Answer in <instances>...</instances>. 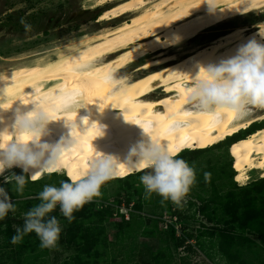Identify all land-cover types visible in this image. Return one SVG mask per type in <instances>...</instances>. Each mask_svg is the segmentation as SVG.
Wrapping results in <instances>:
<instances>
[{
  "label": "bare ground",
  "instance_id": "6f19581e",
  "mask_svg": "<svg viewBox=\"0 0 264 264\" xmlns=\"http://www.w3.org/2000/svg\"><path fill=\"white\" fill-rule=\"evenodd\" d=\"M208 2L95 0V5L105 6L98 21L119 20L114 26L35 53L41 56L32 62L0 70V89H4L0 106L6 109H0V130L11 128L16 109L31 108L19 100L30 101L34 93L47 97L48 106L58 109L52 112L57 118H90L87 131H77L76 144L65 152L62 161L65 170L76 173L88 169L97 149L126 162L130 147L143 138L139 125L179 155L187 148L215 145L264 122V109L253 107L243 117L232 112L217 117L196 110L187 101V88L201 65L234 55L251 39L264 44V19L228 28L206 44L193 42L207 29L264 11V0H212V6ZM47 51H52L51 57L43 55ZM145 56L149 59L136 68L137 74H121ZM101 125L106 126L105 135ZM50 127L52 135L46 138L50 143L69 133L62 121ZM230 147L236 181L249 178V171L255 169L264 175V125ZM120 170L126 173L123 177L140 172L127 165Z\"/></svg>",
  "mask_w": 264,
  "mask_h": 264
},
{
  "label": "rangeland",
  "instance_id": "374dc122",
  "mask_svg": "<svg viewBox=\"0 0 264 264\" xmlns=\"http://www.w3.org/2000/svg\"><path fill=\"white\" fill-rule=\"evenodd\" d=\"M23 1L0 0V70L32 62L41 56L35 53L63 46L73 38L119 21L99 22L105 6L95 5V0H33L43 5H19ZM22 18L31 26L29 29L21 24ZM263 19L264 11H254L207 29L193 42L206 44L228 28ZM51 53L43 55L51 57ZM23 56L29 57L15 59ZM148 59L149 56L136 59L121 74H137L136 68ZM186 151L179 157L196 170L197 182L182 206L162 201L158 195L146 199L139 180L142 172L125 179L115 178L102 187V195L92 201V209L85 205L74 213L71 222L58 212L62 233L58 247L51 250L40 247L35 233L25 235L18 244L11 243V238L16 228L23 227V213L40 202L38 194L43 187H58L67 176L54 173L29 180L20 194L0 176V187L16 205V212L8 214L14 219L0 226V264H231L220 246L219 232L225 229L245 234L254 241L252 250L245 254L246 261L264 262V236L239 226L240 209L236 211L237 203L233 202L241 187L252 186L264 177L263 171L251 170L249 178L236 181L231 172L232 169L236 172L231 147L228 152L232 169L226 168L230 157L224 146L198 153ZM13 172L25 175L19 168L9 169L4 175ZM205 173L210 175L206 178ZM204 180L207 182L203 183ZM226 193L231 194V199L224 197ZM181 240L185 241L183 245Z\"/></svg>",
  "mask_w": 264,
  "mask_h": 264
},
{
  "label": "clouds",
  "instance_id": "9594fccd",
  "mask_svg": "<svg viewBox=\"0 0 264 264\" xmlns=\"http://www.w3.org/2000/svg\"><path fill=\"white\" fill-rule=\"evenodd\" d=\"M208 3L212 6V0ZM21 24L26 30L31 27L23 18ZM0 92L4 93V89H0ZM32 96L30 101L19 100L24 106L31 105V108L26 111L16 109L11 128L0 130V176H3L5 183L12 184L17 194L23 193L29 180L36 181L44 175L63 173L67 179L62 180L58 187H43L38 194L40 202L23 213V227L16 228L11 243L18 244L25 235L35 233L42 249L57 248L62 227L53 215L55 210L59 208L60 213L71 222L75 219V212L102 195L101 189L105 184L126 174L120 170L125 165L133 171L142 172L139 180L146 199L158 195L162 201H170L176 206L186 202L197 182L196 170L187 161L178 158L168 144L161 142L141 125L143 138L130 147L126 162L97 149L86 171L74 173L65 170L62 167L65 152L76 144L75 134L78 130L87 131L90 118H57L52 112L58 109L48 106L47 97H41L38 93ZM187 101L196 110L217 117L226 112L243 117L253 107L264 109V44L251 39L239 46L234 55L218 63L201 65L187 88ZM76 107L87 109L82 105ZM0 109L4 108L0 106ZM2 121L3 117L0 116ZM61 121L69 133L58 142L50 143L46 139L52 135L50 125ZM105 127L102 126L103 131ZM15 167L21 168L25 175L14 172L4 175L6 170ZM209 175L205 173L206 178ZM9 212L14 214L16 205L8 192L0 187V220L5 219Z\"/></svg>",
  "mask_w": 264,
  "mask_h": 264
},
{
  "label": "trees",
  "instance_id": "16d2710c",
  "mask_svg": "<svg viewBox=\"0 0 264 264\" xmlns=\"http://www.w3.org/2000/svg\"><path fill=\"white\" fill-rule=\"evenodd\" d=\"M263 123V124H262ZM262 123H255L253 124L248 130H244L238 134H235L232 136L231 141L228 143L230 146L234 141H236L239 138L244 137L246 134L252 132L255 130V126H263L264 122ZM258 128V127H257ZM224 141L214 145L217 147H221L222 143ZM228 145L225 147L227 154L228 152ZM229 146V150H230ZM213 147V146H212ZM207 148L211 147H205L201 149H186V152L189 153H198L206 150ZM181 154V153H180ZM177 155L178 158H180L183 154ZM180 156V157H179ZM230 157V155H229ZM226 168L232 169V158L230 157V162L227 163ZM232 176L236 174V172L232 169ZM235 172V173H233ZM54 174V173H53ZM127 177H118L117 179H125ZM67 179V178H66ZM203 183H206L207 181H202ZM225 198L231 199V194L226 193L224 196ZM233 202L236 205V211L240 209V212L237 213V222H239V226L244 229H251L255 232L259 233L260 235L264 236V177L261 179H258L253 183L252 186H243L240 189L239 194L233 197ZM94 205V202H90L86 204V208L92 209ZM59 212V208L55 210L53 215H57ZM13 217H6L3 220H0V226H3L7 223H9L11 220H13ZM220 240H221V251L226 255L227 259L231 264H252L249 261L245 260V254H247V250H252L251 247L254 244V241L250 239L245 234L235 233L233 231H230L228 229L220 230L219 232ZM184 240L180 241V245L184 244ZM249 262V263H248ZM259 264H264L262 260H260Z\"/></svg>",
  "mask_w": 264,
  "mask_h": 264
},
{
  "label": "flooded vegetation",
  "instance_id": "af4514ba",
  "mask_svg": "<svg viewBox=\"0 0 264 264\" xmlns=\"http://www.w3.org/2000/svg\"><path fill=\"white\" fill-rule=\"evenodd\" d=\"M43 5L42 3H38V4H36L35 2H33V0L30 2V1H27V0H25V1H23V2H20L19 3V5ZM43 33H44V31H43ZM231 137H229L228 139H226L221 145L222 146H224V147H226L227 145H228V143L231 141ZM231 144V143H230ZM230 144L228 145V149H229V146H230Z\"/></svg>",
  "mask_w": 264,
  "mask_h": 264
},
{
  "label": "water",
  "instance_id": "95a60500",
  "mask_svg": "<svg viewBox=\"0 0 264 264\" xmlns=\"http://www.w3.org/2000/svg\"><path fill=\"white\" fill-rule=\"evenodd\" d=\"M232 137V136H231Z\"/></svg>",
  "mask_w": 264,
  "mask_h": 264
}]
</instances>
